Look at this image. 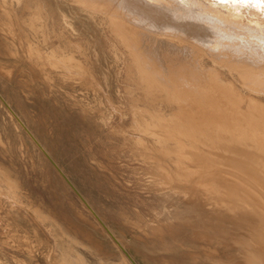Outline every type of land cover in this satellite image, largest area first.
<instances>
[{
    "label": "bare ground",
    "instance_id": "obj_1",
    "mask_svg": "<svg viewBox=\"0 0 264 264\" xmlns=\"http://www.w3.org/2000/svg\"><path fill=\"white\" fill-rule=\"evenodd\" d=\"M89 22L109 42L117 80L134 74L118 80V92L136 89L161 102L130 103L127 126L123 104L100 111L116 118L109 132L139 163L132 232L165 247L196 243L182 252L199 264H264V0H0V40L12 58L0 62V75L9 80L17 68L21 83L40 90L53 74L99 88L91 67L98 51L90 38L74 40ZM68 35L71 47H48ZM9 238L28 247L23 235Z\"/></svg>",
    "mask_w": 264,
    "mask_h": 264
},
{
    "label": "rangeland",
    "instance_id": "obj_2",
    "mask_svg": "<svg viewBox=\"0 0 264 264\" xmlns=\"http://www.w3.org/2000/svg\"><path fill=\"white\" fill-rule=\"evenodd\" d=\"M92 25L80 27L83 33L74 40L83 45L90 38L98 51L91 56V67L99 88L53 74L50 85L41 80L40 90L21 83L17 68L9 80L0 75V264H143L139 255L144 254L148 264L166 256L174 264H199L182 252L185 247L197 249L196 243L165 247L151 238L139 240V232H132L134 208L141 209L133 172L139 163L131 160L122 137L109 132L116 118L107 121L100 111L107 112L110 102L123 104L121 123L127 126L130 103L149 108L161 102L155 94L146 96L136 89L118 92V80L132 82L134 74L117 80L109 42ZM52 41L48 47H71L69 35ZM3 43L0 40V62L9 66L12 58L3 53ZM41 47L47 44L41 41ZM107 225L113 232L107 234ZM13 231L23 235L27 248L10 240ZM111 234L128 246L117 245Z\"/></svg>",
    "mask_w": 264,
    "mask_h": 264
}]
</instances>
